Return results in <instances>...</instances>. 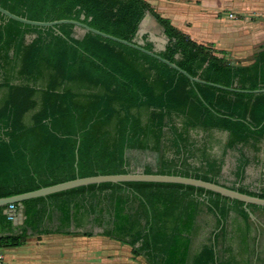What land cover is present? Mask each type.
<instances>
[{"label":"trees","instance_id":"obj_1","mask_svg":"<svg viewBox=\"0 0 264 264\" xmlns=\"http://www.w3.org/2000/svg\"><path fill=\"white\" fill-rule=\"evenodd\" d=\"M0 7L32 21L74 20L127 42L135 41L149 13L167 38L158 55L201 81L72 24L30 26L0 13V199L97 175H175L218 184L217 161L189 167L187 130L227 131L230 146L264 136V92H255L264 90V48L249 65L231 64L144 0H0ZM29 31L37 37L24 45ZM143 48L153 50L148 42ZM172 115L184 128L170 129L177 160L165 158L161 144ZM238 191L264 199V190ZM9 206L0 207V248L22 246L28 231L72 235L92 224L147 264H228L217 257L216 242L191 250L197 216L205 208L215 218L216 237L230 211L249 221L240 201L170 183L92 184L12 204L22 208L19 234L7 235L14 230ZM54 213L51 231L45 224Z\"/></svg>","mask_w":264,"mask_h":264},{"label":"crops","instance_id":"obj_2","mask_svg":"<svg viewBox=\"0 0 264 264\" xmlns=\"http://www.w3.org/2000/svg\"><path fill=\"white\" fill-rule=\"evenodd\" d=\"M161 17L192 41L211 46L219 57L231 64L246 66L254 61V56L264 48V0H144ZM159 28L160 33L155 32ZM135 41L144 45L151 43L153 50L165 49L167 38L162 27L152 19L142 25ZM16 84V83H14ZM171 122L163 128L162 148L170 149L171 128L183 131L181 117L172 115ZM230 134L227 131L211 129L187 130L190 155L187 163L191 168L202 166L207 160L220 164L218 184L233 190H247L257 193L264 190V136L256 142L228 145ZM21 221L13 223V233L19 234L23 222L22 208L17 210ZM255 217L245 221L241 216L230 211L224 224V231L214 236L215 218L205 208L198 214L191 250L197 244L200 230L204 226V244L216 242L217 257L228 264H264V210L252 209ZM201 223H204L201 225ZM57 228V227H56ZM53 229L51 231L56 230ZM49 229V228H48ZM100 229V228H99ZM29 237L16 248H0V261L5 264H40L27 250L55 246L61 249L64 239L78 242L83 238L67 237L64 234H47ZM216 238V239H215ZM48 243V244H47ZM199 246V247H200ZM226 248L229 251L224 252ZM8 249H22L20 253H5Z\"/></svg>","mask_w":264,"mask_h":264},{"label":"water","instance_id":"obj_3","mask_svg":"<svg viewBox=\"0 0 264 264\" xmlns=\"http://www.w3.org/2000/svg\"><path fill=\"white\" fill-rule=\"evenodd\" d=\"M0 13L1 15H4L12 20H15L17 22H20L25 25L30 26H37V27H55L57 25L62 24H72L74 26H77L86 32H91L93 34L99 35L101 37L116 41L118 43L127 45L129 47H132L134 49H137L151 57H154L155 59L163 62L164 64L168 65L170 68L175 69L179 73L185 75L191 82H201L199 79L191 77L188 75L185 71L177 67L174 63H170L167 60L163 59L158 55V51L152 50L148 51L143 48V45L141 43H138L136 41L127 42L118 38H115L113 36L107 35L105 33L99 32L83 23L74 21V20H58V21H52V22H39V21H32L28 20L26 18H22L19 16H16L9 11L3 9L0 7ZM152 19V16L149 13H146L142 21L140 22L138 26V30L136 32V36H138L141 32L142 25ZM165 36V35H164ZM166 37V36H165ZM255 92H264V90L255 91ZM126 182H149V183H170V184H182L187 186H193L196 188H201L205 191H210L213 193H217L223 197H227L231 200H237L244 204V208L248 213V216L252 221H255L254 215L250 212V210L247 208V205H256L260 207H264V199H260L258 197L249 196L243 193H240L237 190L230 189L228 187L222 186L217 183H210L205 182L199 179L191 178V177H182V176H175V175H160V174H113V175H97V176H90V177H82V178H76L73 180L65 181L62 183H58L55 185L42 187L34 191L22 193L19 195H15L12 197L7 198H1L0 199V207L6 206V205H12V204H21L24 201L40 198V197H46L55 193L67 191L70 189L78 188L81 186H87L92 184H103V183H126Z\"/></svg>","mask_w":264,"mask_h":264},{"label":"rangeland","instance_id":"obj_4","mask_svg":"<svg viewBox=\"0 0 264 264\" xmlns=\"http://www.w3.org/2000/svg\"><path fill=\"white\" fill-rule=\"evenodd\" d=\"M155 32L160 33V29L156 28ZM37 37V33L31 31L26 32L23 35L24 45L30 44ZM19 84L18 82H14ZM4 95L5 90L0 89V110L4 106ZM35 109V108H34ZM31 109L28 113V116H31L35 113V110ZM28 117H26L27 119ZM28 123V122H26ZM165 158L177 160L178 156L175 155L174 149L170 148L165 150ZM21 221V216L17 215L13 223ZM204 223H201V225ZM46 228L51 230L57 227V214L54 213L50 222L45 224ZM200 230L199 237L197 238V244L194 248H199L201 242L204 243V226ZM77 234L67 235V237L83 238L78 242H72L70 239H64L61 249L62 252H57L55 246L46 245V248L40 249H30L27 250L28 253H31V256L39 259L40 264H147L145 259L140 255H135L132 253L131 248L122 244H119L108 238L99 236L101 232L96 226L92 224H85L84 228L74 230ZM89 231L92 233V236L85 237L82 235L83 232ZM31 238H37V235L29 233ZM48 244V243H47ZM26 251L22 249H8L5 253L8 255L12 252L20 253L21 251ZM6 258L3 261H0V264H5ZM8 261V260H7Z\"/></svg>","mask_w":264,"mask_h":264},{"label":"built area","instance_id":"obj_5","mask_svg":"<svg viewBox=\"0 0 264 264\" xmlns=\"http://www.w3.org/2000/svg\"><path fill=\"white\" fill-rule=\"evenodd\" d=\"M7 212H8V218H9L12 222H14L15 219H16L17 213H18V212H17V209L14 208L12 205H10L9 208H8V210H7Z\"/></svg>","mask_w":264,"mask_h":264}]
</instances>
